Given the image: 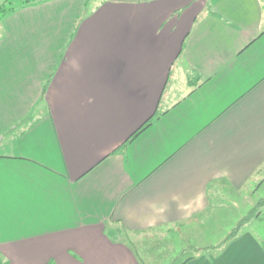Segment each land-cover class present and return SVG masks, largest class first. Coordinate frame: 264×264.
I'll return each mask as SVG.
<instances>
[{
    "label": "crops",
    "instance_id": "obj_1",
    "mask_svg": "<svg viewBox=\"0 0 264 264\" xmlns=\"http://www.w3.org/2000/svg\"><path fill=\"white\" fill-rule=\"evenodd\" d=\"M263 164L264 0H44L0 21V264H264L262 216L203 229L217 244L196 255L181 237Z\"/></svg>",
    "mask_w": 264,
    "mask_h": 264
},
{
    "label": "rangeland",
    "instance_id": "obj_2",
    "mask_svg": "<svg viewBox=\"0 0 264 264\" xmlns=\"http://www.w3.org/2000/svg\"><path fill=\"white\" fill-rule=\"evenodd\" d=\"M22 1L25 0H14L12 6L18 9L20 8L19 6L21 5ZM43 1L44 0H31V3H40V2L42 3ZM5 2L6 0H0V4H3ZM263 178H264V171L261 177L259 176L258 181L252 180V182L249 183V185L244 188V191L239 196L229 194L228 192L224 193L225 195H223V193L218 194L220 205L222 204V201L226 199L225 200L226 208L223 209L224 213L223 210L220 208L219 211L220 214H223V217H220L214 223H212V220H216V219L211 218V221L209 222V226H205L206 224L203 225L198 223V224H190L187 228H185V230L183 228L181 230L180 229L181 227L179 228V231L180 230L182 231L181 237H183L184 239V241H182V244L191 247V249H189V255H196L200 252L199 250L203 249V247L217 244V240H212L211 237H210V241L198 240V235L201 234V232H203V229L205 231L207 230V233L209 232L211 236L216 233L225 234V236H229V234H234V232L240 229L241 227L243 231L248 230L249 224L247 223L249 221V218L254 217L255 215L259 216L260 213L263 217V220L259 221V223L260 222L264 223V208L262 210L256 208V204L258 202L264 201V183L260 185ZM242 221H243V225L241 226L240 224L242 223ZM244 223H246L247 226H245ZM186 238H188V240H186ZM149 243H151V246H154L155 243L156 245L159 246V243L161 242H149ZM166 243L169 244V241L167 240ZM180 243L181 242H179V245H181ZM143 245L144 244H142V246L140 245V248L146 250V246L144 245L143 248ZM185 257L186 256H182L181 259L184 260ZM177 260H180V258L178 257Z\"/></svg>",
    "mask_w": 264,
    "mask_h": 264
},
{
    "label": "trees",
    "instance_id": "obj_3",
    "mask_svg": "<svg viewBox=\"0 0 264 264\" xmlns=\"http://www.w3.org/2000/svg\"><path fill=\"white\" fill-rule=\"evenodd\" d=\"M13 1L14 0H6V2L5 3H3V4H1L0 5V21L2 20V19H4L5 17H7L9 14H11V13H14L15 11H16V9L17 8H15V7H13L12 5H13ZM89 2L91 1V0H88ZM31 3V0H25V1H22V3H21V5L19 6V7H21V6H24V5H27V4H30ZM156 116H153L152 118H150L147 122H146V124L145 125H143L142 127H140L130 138H129V141H132L134 138H136L140 133H142L143 131H145L148 127H150L151 126V124H152V122L154 121V118H155ZM32 120V116L31 117H29L28 119H27V121H25V123L26 122H28V121H31ZM261 172H263L264 171V164H263V167L261 168V170H260ZM264 183V178H263V180H262V182L260 183V185L261 184H263ZM260 216H262L261 215V213L259 214V217ZM243 221H245V220H243ZM243 221H242V223L240 224L241 226L243 225ZM238 229V228H237ZM237 231V230H236ZM236 231L234 232V233H236Z\"/></svg>",
    "mask_w": 264,
    "mask_h": 264
}]
</instances>
